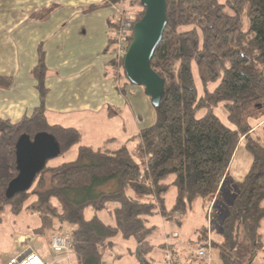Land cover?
Wrapping results in <instances>:
<instances>
[{"label":"trees","instance_id":"16d2710c","mask_svg":"<svg viewBox=\"0 0 264 264\" xmlns=\"http://www.w3.org/2000/svg\"><path fill=\"white\" fill-rule=\"evenodd\" d=\"M124 2L136 6L139 21L145 11L141 1ZM166 2L168 25L151 63L164 79V93L155 106L156 123L138 135L142 164L128 144L112 147L110 142L116 140L112 138L94 148L81 143L83 135L77 128L48 121L47 68L41 49L32 71L40 105L19 121L0 117V223L7 212L36 214L40 218L36 234L66 235L77 264H103L119 235L135 239L140 252L148 254L156 217L182 225L197 203L207 209L206 216L210 208L213 215L242 139L247 140L253 164L238 182V193L226 203L220 240L212 238L213 253L218 264H252L264 247V146L252 137L256 126L250 124L251 119L264 117V0ZM53 8H46L41 16ZM111 62L115 67L114 59ZM122 73L127 78L124 63ZM11 84L12 78L0 73V88ZM221 102L237 128L228 127L215 114ZM201 110L205 113L199 117ZM43 132L57 139L61 154L78 146L77 158L47 164L29 190L7 196L19 173V139H34ZM172 188L176 192L168 203ZM89 207L94 210L91 217L86 215ZM101 211L111 213L116 224H106L98 214ZM206 234L204 225L192 245L201 244ZM172 252L180 258L179 264H191L195 258L193 252L186 258L181 250Z\"/></svg>","mask_w":264,"mask_h":264},{"label":"crops","instance_id":"0c3cea01","mask_svg":"<svg viewBox=\"0 0 264 264\" xmlns=\"http://www.w3.org/2000/svg\"><path fill=\"white\" fill-rule=\"evenodd\" d=\"M126 4L124 0H0V48L7 47L1 49L0 54L8 58L6 70L0 67V73L12 78L10 87L0 88V117L19 121L25 115L32 114L40 105L37 80L32 74L33 68L40 59V49L44 53L43 58L47 68L45 85L48 93L45 105L47 118L53 119L51 124L75 127L84 137L83 126L73 124L80 116L81 120L92 124L97 115L104 118L121 115V110L115 102L119 99V88L116 84L119 74L114 71L112 59L108 54L117 25V10L125 8ZM50 6H54L53 10L46 16H41L40 13ZM94 7L97 8L88 11ZM140 132L141 130L132 138ZM108 135L109 133L105 136L107 138L103 146L114 138H108ZM110 145L116 147L111 142ZM137 147L134 149L136 156ZM140 163L142 164L143 161L140 160ZM225 186L226 180L220 197L227 191ZM227 193L229 194L228 191ZM215 200L216 196L213 197L212 204ZM224 201L228 203L229 200L224 198ZM103 212L114 217L107 211ZM98 214L100 216V212ZM158 221L166 222L164 218L156 217L154 223ZM204 225L207 226L206 220L202 227ZM36 228L31 232H21L13 236L16 247L6 248L0 252V264H6L11 258L21 257L29 252L41 255L42 259L49 264H72L71 256L74 253L55 252L51 247V240L41 241L39 237L42 235L36 234ZM201 228H195L196 237ZM173 232L178 230L166 231L162 235L161 248L164 257L168 248L181 251L183 247L191 248L192 251H185L186 254L183 257L186 258V255L194 253L196 248L205 241L194 246L192 242L196 240L195 237L193 241L184 243L178 232L180 246L175 245L173 241L169 243L173 245H169L166 242L167 237ZM153 236L149 239L153 250L148 255L156 253L154 252L156 240ZM120 243L116 242L114 249L105 253L103 264L107 263L105 259L110 252L116 247H121ZM126 244L132 248L129 242ZM128 248L127 246L125 249L122 248L124 256L133 255V249L129 252ZM45 250L52 253L46 254ZM156 263L157 261L153 264ZM190 263L203 264L195 258Z\"/></svg>","mask_w":264,"mask_h":264},{"label":"rangeland","instance_id":"374dc122","mask_svg":"<svg viewBox=\"0 0 264 264\" xmlns=\"http://www.w3.org/2000/svg\"><path fill=\"white\" fill-rule=\"evenodd\" d=\"M123 9H133L134 12L137 13L138 18L139 12L136 6H129V4H126L125 8H120L118 10ZM4 48L7 47H1L0 50ZM114 48L115 43L113 41L111 50L108 54L109 58L111 59L115 58ZM7 60L8 58L6 56H2L0 54V67L4 68L5 70L7 66ZM113 69L117 74H119L117 76V79L115 76L116 84L119 88V99L115 102L118 105L117 107L121 110V115L114 116L112 118H104L101 115H97L96 120L92 124H90L88 121L81 120L82 117L80 116L78 120L76 119V121L73 122V124H76V126L81 124V126H83L82 128L84 130V137L81 142L82 144L92 145L94 147L103 146L105 144L104 141L107 138L105 136L107 133H109L108 138H117L116 142H111L113 146L128 144L129 147L135 149L138 145V142L140 141V137H138V135L135 136L136 138L132 137L136 135L140 130L150 127L156 123L157 111L152 103L151 97L145 93V88L143 86L133 85L131 82H129L125 75L122 73V66L116 64ZM110 70L112 71V69ZM110 79H112V77ZM195 79L197 82V87L201 91V83L196 70ZM120 82H122L121 85ZM214 112L225 125L230 128H237V125L229 119L228 111L224 103H219L215 107ZM204 113L205 110H201L198 112L197 116H203ZM51 120L53 119H49V122L53 123ZM260 121L262 122L259 123ZM250 124L256 126L255 131L252 133V137L264 146V117L251 119ZM136 151L137 158L142 160L143 158L141 153L138 150ZM77 155L78 146H74L68 152L50 159L47 164L51 166L59 165L63 162L76 159ZM252 164L253 154L247 147V140L242 139L237 147V150L234 154V157L231 161L229 170L226 175L225 190H227L229 194L227 193V191L224 190L225 193L218 200H216L214 205L215 208L213 207L214 214L212 215L211 219V234L214 240H220L219 231L222 229V218L228 212L229 205L225 203L224 198H228L231 203L234 196L238 193V182L246 176ZM175 192L176 190L174 188L170 190L168 195V203L171 199L173 200ZM206 210L207 209L204 208L201 203H197L194 210L183 219L182 225H178L174 221H158L157 223H153L156 226V230L153 236L156 240V247L154 248V252L156 253H153L152 255L142 254L143 252H140L138 244L133 238L126 240L120 235L115 237V241L117 243L121 242L120 246L123 249H125V246H127L129 247V252L133 249L134 253L133 255L129 254L127 256H124L122 248L116 247L114 251L108 254L105 261L108 264H153L156 261V264H162L165 261L164 253L161 248L162 235L164 234V232H169L170 230H178V232L181 234L182 242L189 243L190 241H193L196 237V231H194L195 228H201L205 220L206 225H208V217L206 216ZM93 213L94 210L92 207H89L86 211L88 217L92 216ZM100 216L105 222L115 224L114 217L108 216L106 212L101 211ZM39 225L40 218L36 214H31L29 212L24 211L19 216H15L7 212L5 214L4 220L0 223V252H2L6 248L16 247V244H14V239L12 238L13 236L21 232H31L34 228L38 227ZM261 231L264 233V222ZM39 238L41 239V241H46L47 239H50L52 241V232H47L45 235H42ZM127 242L131 244L132 248L130 247V245L126 244ZM182 249L183 252L192 251L191 248L187 249L186 247H183ZM44 252L46 254L52 253L49 250H45ZM213 254L214 260H216L215 251ZM39 256L41 257V255ZM71 257L72 264H77V259L75 255L73 254ZM252 264H264V247L259 250Z\"/></svg>","mask_w":264,"mask_h":264},{"label":"water","instance_id":"95a60500","mask_svg":"<svg viewBox=\"0 0 264 264\" xmlns=\"http://www.w3.org/2000/svg\"><path fill=\"white\" fill-rule=\"evenodd\" d=\"M145 8L143 17L134 25L133 40L124 59V70L133 85L143 86L158 106L164 93V79L152 68V59L168 25L166 0H140ZM57 139L39 133L34 139L22 136L17 144L18 175L10 182L7 196L29 190L48 161L61 154Z\"/></svg>","mask_w":264,"mask_h":264},{"label":"built area","instance_id":"2783aa9c","mask_svg":"<svg viewBox=\"0 0 264 264\" xmlns=\"http://www.w3.org/2000/svg\"><path fill=\"white\" fill-rule=\"evenodd\" d=\"M117 25L113 33V41L115 43L114 54H115V65L122 66L124 63L125 56L132 42L131 35L134 32V25L138 21L137 13L132 9L117 10ZM213 205V204H212ZM208 225L206 239L203 244L196 248L194 256L196 259L203 262V264H218L213 257V246H212V234H211V208L208 212ZM180 235L178 232H173L167 237V244L170 241L175 242V245L180 246ZM173 245V244H169ZM52 249L57 253L68 254L71 251V243L66 235L56 234L52 237L51 242ZM181 262L178 256H175L170 250L166 251V257L164 264H179ZM6 264H49L46 263L37 253L29 252L21 257L11 258Z\"/></svg>","mask_w":264,"mask_h":264}]
</instances>
